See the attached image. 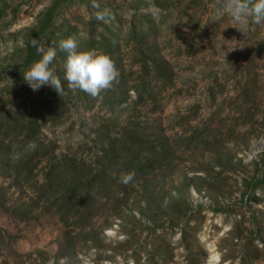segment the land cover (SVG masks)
Returning <instances> with one entry per match:
<instances>
[{
  "label": "rangeland",
  "instance_id": "1",
  "mask_svg": "<svg viewBox=\"0 0 264 264\" xmlns=\"http://www.w3.org/2000/svg\"><path fill=\"white\" fill-rule=\"evenodd\" d=\"M54 1L0 0V130L20 107L3 125L13 132L31 100L42 145L36 152L18 140L6 155L10 166L32 167L27 178L0 169L9 208L0 214V264H264V23L242 34L227 12L214 20L227 0L64 5L45 46L77 36L78 48L100 53L103 42L119 74L110 92L77 100L68 86L58 97L48 86L33 92L23 79L31 66L23 65L25 38ZM139 50L168 73V81L149 76L153 101L140 92L139 102L128 89L142 84ZM56 52L51 67L66 81V52ZM121 98L127 102L107 105ZM127 123L167 157L126 193L116 185L98 191L88 220L75 226L69 219L74 248L57 257L64 228L42 199L48 170L67 159L95 162L102 148L96 131L113 136ZM124 194L120 205L115 199Z\"/></svg>",
  "mask_w": 264,
  "mask_h": 264
},
{
  "label": "trees",
  "instance_id": "2",
  "mask_svg": "<svg viewBox=\"0 0 264 264\" xmlns=\"http://www.w3.org/2000/svg\"><path fill=\"white\" fill-rule=\"evenodd\" d=\"M75 1L77 0L54 1L46 12L41 15L42 18L38 26L33 27L28 31V37L26 36L24 43V52L26 56L23 65H32L35 61L40 59V56L36 53L35 48L32 46V41L36 40L37 43L43 44L44 46L45 44H50V37L52 35L50 30L53 28V21L55 17H57L64 5L68 6V4L70 5ZM80 48H78L77 51L85 52L89 51V48L90 50H94L93 47L83 46V48ZM99 48L100 53L109 56L108 47L103 42ZM64 55L67 58V53H64ZM138 55L142 58L140 61L142 84L136 83L128 89L134 90L138 94L139 102L142 101L143 97L140 92H142V94H148L147 97H145V100L153 101L154 97L152 96V89L150 87L151 79H149V76L155 73V80L168 81V73L167 70H165V66L163 64H159L161 63L160 61L150 59L147 51L139 50ZM61 84L64 88L67 86V81H61ZM115 85H117L116 82H114L111 87H114ZM110 88L102 90L101 92L104 94L110 92ZM52 94L57 95L54 90L52 91ZM69 95L71 97H76L77 100H82L88 96V94L79 90H72ZM91 98L96 100L97 96H91ZM70 100H72V98H70ZM105 101L107 102V99H105ZM29 102L30 103L27 105V102L25 101L22 105L24 106L22 109L27 107V110L23 111L28 114V116L25 120H22L23 122L18 125L13 132H7L4 128L7 127L6 122L9 121L10 117L16 120V114L21 110L20 107L16 109L13 114L10 116L7 115L1 121L0 169H5L14 173L15 178L18 179L27 178V176L32 172V167L26 164L24 167L20 164L17 166H10V161L9 163L6 162V157L8 156L7 154H9L11 145L20 140L18 142L23 144H35L36 147L34 150L36 152H39V149H42V145H38L40 125L37 123L39 120L37 116L39 115L40 110L36 106L35 102L31 100H29ZM123 102H127V98H121L120 100L114 102L112 101L107 105L111 106L112 104ZM96 134L99 143L102 144V148L100 156L95 162L86 163L81 159L78 161L76 159H67L65 161H68L66 164H64V162L52 163L51 168L46 174L47 180L42 199L51 203L50 206L55 209L54 212L57 216H59L60 223L64 228L62 242L58 247L57 257L68 256L70 251L74 248L75 236H72V234L75 233V230L68 229L69 219H74L73 222L75 226L83 220H88L90 213L89 204L93 200L94 195L98 194V191H106L110 193V188L116 185L118 186L117 190H115L116 192L126 193L128 185L132 186L135 184V181H138L139 178L146 175V173L152 169L153 163L167 157L164 146H159L161 149L157 151L156 146H153L150 141H145L143 139V134L138 131V126L133 125L132 123L125 124L121 129V132H118L113 136L110 135L108 131H105V133L100 132V129L96 131ZM53 152L54 150L52 149L49 153L52 154ZM36 156L37 154H35L34 157ZM38 158L40 159V157ZM123 164L125 165L122 166ZM120 169L123 170L124 175L128 173L134 174L133 179L127 183L128 185L117 182V180L120 181V179H118V174L115 175V173ZM113 170L114 175H112ZM251 187L254 188V186ZM51 199H53L52 202H50ZM115 201L120 205L125 204L127 203V196L124 194L121 198H116ZM6 205L7 203L5 200L4 190L0 189V214L9 213V208L6 207ZM81 230L83 231L84 229ZM0 242L3 243L2 240H0Z\"/></svg>",
  "mask_w": 264,
  "mask_h": 264
},
{
  "label": "clouds",
  "instance_id": "3",
  "mask_svg": "<svg viewBox=\"0 0 264 264\" xmlns=\"http://www.w3.org/2000/svg\"><path fill=\"white\" fill-rule=\"evenodd\" d=\"M224 12L232 18L234 28L242 34L247 32L252 25L264 23V0H227L221 9L217 10L214 20L222 16ZM102 20V16H96ZM79 33V36H84ZM32 46L40 59L35 61L28 70L23 73V79L33 91H38L42 86H48L55 91L57 96L64 94L61 79L50 67L56 57V48L67 53L64 64L63 79L67 81L70 90H79L92 97H96L102 90L109 89L118 77V71L111 58L95 50L79 52L77 36H71L59 41L56 46H44L32 41ZM133 173L120 177L124 184L133 179Z\"/></svg>",
  "mask_w": 264,
  "mask_h": 264
}]
</instances>
